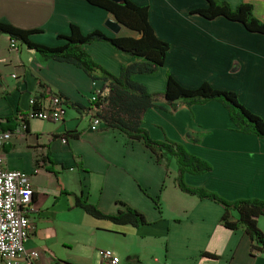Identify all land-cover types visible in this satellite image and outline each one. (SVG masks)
I'll use <instances>...</instances> for the list:
<instances>
[{"label": "crops", "instance_id": "1", "mask_svg": "<svg viewBox=\"0 0 264 264\" xmlns=\"http://www.w3.org/2000/svg\"><path fill=\"white\" fill-rule=\"evenodd\" d=\"M148 7L155 34L169 43L164 64L155 74H133L149 92L162 91L169 73L179 84L195 88L203 82L234 91L240 102L264 119V34L250 32L223 16L206 19L192 10L205 0H132ZM231 6L250 3L264 23V0H225ZM116 21L105 9L86 0H0V21L37 29L30 39L48 46L64 43L70 24L82 33L99 29L107 36L138 34ZM0 33V130L11 132L0 145L2 167L30 177L31 231L24 242L36 250L33 264H102L99 249L120 258L119 264H264V252H250L243 229L221 223L223 207L208 198L181 191L172 163L156 160L143 140L118 128L89 129V117L73 104L87 107L104 85L72 63L42 60L33 49L10 48ZM92 58L113 74L138 59L107 41L85 45ZM38 81L41 85H38ZM41 87L64 97L60 122L30 116L28 99ZM142 127L154 140L179 142L207 160L211 170L185 174L189 186L215 191L222 197L264 199V138L236 131L227 108L219 101L171 108L157 102L147 108ZM64 130L78 137L62 139ZM105 214L123 206L143 213L139 227L113 223L87 214L75 196ZM264 235V215L257 218Z\"/></svg>", "mask_w": 264, "mask_h": 264}, {"label": "trees", "instance_id": "2", "mask_svg": "<svg viewBox=\"0 0 264 264\" xmlns=\"http://www.w3.org/2000/svg\"><path fill=\"white\" fill-rule=\"evenodd\" d=\"M110 12L117 23L138 34L137 37L113 36L109 37L99 29L82 33L75 24H70L67 34H58L57 38L64 43L48 46L34 42L30 35L37 29H22L12 24L0 21V33L7 35L10 41L24 45L41 57L42 60L54 59L74 64L82 69L91 79L104 81L103 87L96 93V98L87 107L81 104L75 106L81 113L89 115L94 111L105 127L121 130L129 138L143 140L145 146L156 156V160L168 168L174 165L177 187L190 195L208 198L220 204L224 212L221 223L224 227L235 230L243 229L251 240L250 252H264V235L257 226V218L264 215V199L237 198L228 200L215 191L203 187L189 186L185 174L199 175L211 170V164L189 152L183 144L167 139L154 140L147 130L142 127L143 115L147 108L157 102L168 104L176 108L178 104L191 106L203 104L209 100L221 102L228 110L233 128L241 133L264 138V119L242 104L234 91L212 87L203 82L195 88H187L179 84L169 73L165 88L162 91L149 92L146 87L133 79V74H155L164 64L169 43L160 39L154 32L148 19V7L137 5L132 0H86ZM207 5L192 10L206 19L223 16L228 20L241 23L248 31L264 34V23L252 13L250 3L242 2L231 6L225 0H205ZM107 41L115 48L131 54L137 58L127 65H122L118 74H113L96 62L85 49V45L93 41ZM38 85L41 82L38 81ZM46 94L50 90L44 87ZM61 98L64 97L59 94ZM36 109V107H34ZM75 130H64L57 137L67 139L78 137ZM123 206L116 214H105L96 205L90 203L85 196H75V204L87 214L107 219L116 224L139 227L146 223L143 213L118 201Z\"/></svg>", "mask_w": 264, "mask_h": 264}, {"label": "built area", "instance_id": "3", "mask_svg": "<svg viewBox=\"0 0 264 264\" xmlns=\"http://www.w3.org/2000/svg\"><path fill=\"white\" fill-rule=\"evenodd\" d=\"M10 48L17 49L18 43L10 41ZM93 94L90 102L95 100ZM30 116L44 121L60 122L63 118L66 101L59 93L46 94L44 87L28 99ZM91 103H89L90 105ZM88 105V106H89ZM36 107V109H34ZM89 129L97 130L102 121L90 111ZM11 132L0 130V145L9 140ZM30 177L20 170H7L2 167L0 155V264H33L38 257L36 250H27L24 242L31 231L29 209L32 199ZM102 264H119L120 258L109 250L99 249Z\"/></svg>", "mask_w": 264, "mask_h": 264}, {"label": "water", "instance_id": "4", "mask_svg": "<svg viewBox=\"0 0 264 264\" xmlns=\"http://www.w3.org/2000/svg\"><path fill=\"white\" fill-rule=\"evenodd\" d=\"M114 1H120V0H114ZM110 25L113 27L114 31H118L121 24L117 23L116 21L110 20Z\"/></svg>", "mask_w": 264, "mask_h": 264}]
</instances>
